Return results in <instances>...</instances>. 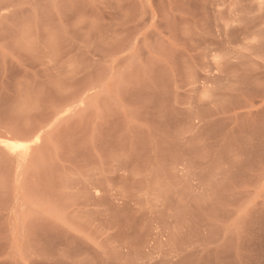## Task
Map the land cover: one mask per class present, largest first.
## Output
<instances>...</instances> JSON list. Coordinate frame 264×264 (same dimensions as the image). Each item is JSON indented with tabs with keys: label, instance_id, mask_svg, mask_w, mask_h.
Here are the masks:
<instances>
[{
	"label": "rangeland",
	"instance_id": "1",
	"mask_svg": "<svg viewBox=\"0 0 264 264\" xmlns=\"http://www.w3.org/2000/svg\"><path fill=\"white\" fill-rule=\"evenodd\" d=\"M0 264H264V0H0Z\"/></svg>",
	"mask_w": 264,
	"mask_h": 264
},
{
	"label": "bare ground",
	"instance_id": "2",
	"mask_svg": "<svg viewBox=\"0 0 264 264\" xmlns=\"http://www.w3.org/2000/svg\"><path fill=\"white\" fill-rule=\"evenodd\" d=\"M22 144V143H21ZM28 144V143H27ZM23 146V145H22ZM14 147V146H13ZM23 147H25V146H23Z\"/></svg>",
	"mask_w": 264,
	"mask_h": 264
}]
</instances>
